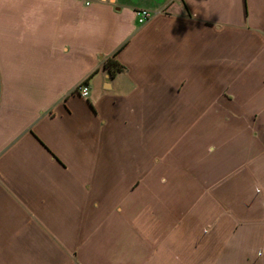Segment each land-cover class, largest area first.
I'll list each match as a JSON object with an SVG mask.
<instances>
[{
    "label": "crops",
    "instance_id": "0c3cea01",
    "mask_svg": "<svg viewBox=\"0 0 264 264\" xmlns=\"http://www.w3.org/2000/svg\"><path fill=\"white\" fill-rule=\"evenodd\" d=\"M0 264H264V0H0Z\"/></svg>",
    "mask_w": 264,
    "mask_h": 264
},
{
    "label": "built area",
    "instance_id": "2783aa9c",
    "mask_svg": "<svg viewBox=\"0 0 264 264\" xmlns=\"http://www.w3.org/2000/svg\"><path fill=\"white\" fill-rule=\"evenodd\" d=\"M151 13L147 11H138L136 12V20L138 24L145 23L150 17ZM75 92L80 95L82 98H87L89 95V86L88 84L83 80L81 81L77 87L75 88Z\"/></svg>",
    "mask_w": 264,
    "mask_h": 264
},
{
    "label": "trees",
    "instance_id": "16d2710c",
    "mask_svg": "<svg viewBox=\"0 0 264 264\" xmlns=\"http://www.w3.org/2000/svg\"><path fill=\"white\" fill-rule=\"evenodd\" d=\"M104 67L108 70L110 76H113L115 73L122 71V66L116 64L112 58L105 63Z\"/></svg>",
    "mask_w": 264,
    "mask_h": 264
},
{
    "label": "rangeland",
    "instance_id": "374dc122",
    "mask_svg": "<svg viewBox=\"0 0 264 264\" xmlns=\"http://www.w3.org/2000/svg\"><path fill=\"white\" fill-rule=\"evenodd\" d=\"M150 13V12H149Z\"/></svg>",
    "mask_w": 264,
    "mask_h": 264
}]
</instances>
